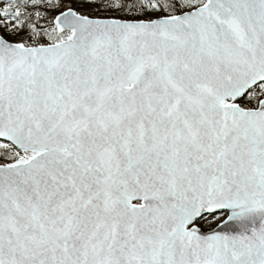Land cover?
<instances>
[{
  "label": "snow or ice",
  "instance_id": "1",
  "mask_svg": "<svg viewBox=\"0 0 264 264\" xmlns=\"http://www.w3.org/2000/svg\"><path fill=\"white\" fill-rule=\"evenodd\" d=\"M0 264H264V0H0Z\"/></svg>",
  "mask_w": 264,
  "mask_h": 264
},
{
  "label": "rangeland",
  "instance_id": "2",
  "mask_svg": "<svg viewBox=\"0 0 264 264\" xmlns=\"http://www.w3.org/2000/svg\"><path fill=\"white\" fill-rule=\"evenodd\" d=\"M211 219H212V217L210 216V217L206 218L205 220L210 221Z\"/></svg>",
  "mask_w": 264,
  "mask_h": 264
},
{
  "label": "water",
  "instance_id": "3",
  "mask_svg": "<svg viewBox=\"0 0 264 264\" xmlns=\"http://www.w3.org/2000/svg\"><path fill=\"white\" fill-rule=\"evenodd\" d=\"M209 215L208 213H205V216Z\"/></svg>",
  "mask_w": 264,
  "mask_h": 264
}]
</instances>
